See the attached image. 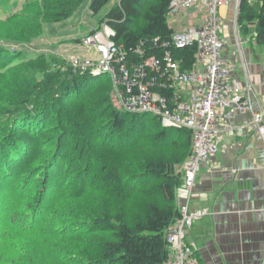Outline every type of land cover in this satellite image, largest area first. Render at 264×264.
Listing matches in <instances>:
<instances>
[{
  "label": "rangeland",
  "instance_id": "obj_1",
  "mask_svg": "<svg viewBox=\"0 0 264 264\" xmlns=\"http://www.w3.org/2000/svg\"><path fill=\"white\" fill-rule=\"evenodd\" d=\"M88 1L83 0L81 8L70 18L40 27V17L52 4L45 3L46 0H0V143L5 150L0 155V166L16 168V160H23L18 158V151L33 144L38 150L33 152L28 170L34 174V187L31 185L27 196L35 200L54 187L64 191L63 198L49 211L57 233L43 240L19 242L17 261L22 264H108L103 257V244L113 238L114 232L100 223L104 220L117 225V217L121 216L122 222L133 225L145 216L148 204H163L157 189L162 180L152 175L151 163H172L171 175L180 179L191 151L187 138L172 126L164 142L166 136L156 137L161 128L156 118L148 122L126 115L122 126L115 129L110 114L114 106L102 98L110 84V95L113 94L109 74L108 79L99 81L104 88L93 91V84H89L85 90L91 88L93 92L87 96L82 97V89L79 94L73 92L77 96L70 92L73 101L58 97L62 90L69 93L73 88V77H79L77 82L82 83L84 79L80 78L87 75L71 67L73 56L87 60L93 56L90 50L95 46L81 45L82 51L72 50L70 55L62 50L67 45L79 47L78 38L93 27L102 28L106 14L118 2L111 0L92 16ZM234 1L240 9L242 0ZM250 2L256 4L258 0ZM238 26L235 31L233 25L226 23L227 35L242 39L240 35L256 33L253 24L247 33L243 26ZM67 31L80 37L71 39L65 35ZM222 31L227 32L224 27ZM94 58L99 62V57ZM109 97L113 102L114 98ZM21 117L29 118L19 123ZM152 117L148 115L149 119ZM52 175H56L53 184L49 181ZM23 188L15 185L8 190L6 204L24 203L27 196ZM193 189L188 197L190 202ZM182 191L183 184L176 192Z\"/></svg>",
  "mask_w": 264,
  "mask_h": 264
},
{
  "label": "built area",
  "instance_id": "obj_2",
  "mask_svg": "<svg viewBox=\"0 0 264 264\" xmlns=\"http://www.w3.org/2000/svg\"><path fill=\"white\" fill-rule=\"evenodd\" d=\"M229 2L171 0L167 16L183 28L174 30L163 41V62L157 55L147 56L141 46L134 50L135 54H139V60L132 62L124 46L115 42V31L107 26L108 22L89 34L84 41L97 47L99 62L78 56H73L71 61V67L80 74L110 75L113 82V94L110 96L114 98L112 104L119 112L148 113L157 116L163 126L191 131L192 147L183 167L186 198L190 197L196 184L198 168L219 151L222 138V128L218 124L220 120L229 122L237 113L252 112L250 126L264 138V112L254 110L251 95L243 93L241 85L233 78L232 68L221 58L225 39L219 12ZM191 9L194 10L190 13ZM186 16L190 19L184 25L182 18ZM104 26L107 28L101 32ZM185 46L197 48L195 61H202L203 70L185 68L183 60L175 56L174 49ZM177 84L187 85L188 91L184 94ZM162 89H170L172 94L167 96ZM180 208L182 217L167 232L169 257L163 264H202L194 245L186 240V233L192 222L202 217L206 210L188 214L190 210L187 205Z\"/></svg>",
  "mask_w": 264,
  "mask_h": 264
},
{
  "label": "trees",
  "instance_id": "obj_3",
  "mask_svg": "<svg viewBox=\"0 0 264 264\" xmlns=\"http://www.w3.org/2000/svg\"><path fill=\"white\" fill-rule=\"evenodd\" d=\"M110 1L92 0L91 10L93 14L99 13ZM82 2L83 0H46L45 3L52 5L40 17L38 25L41 27L44 23H55V21L60 22L70 18L79 10ZM170 2L171 0H120L118 5L113 6L106 14L105 18L116 34L114 36L115 42L124 46V50L127 51L132 62L139 60V54L134 52L138 46L145 50L147 56L157 55L163 62L165 54L163 41L167 40L173 33L166 16ZM239 24L243 26L244 33L249 32V25L253 24L256 31L255 40L259 45L264 46V0H258L256 4L251 3L250 0H242L239 9ZM196 51L195 46H185L183 49H174L173 52L177 58L183 60L186 67L191 68L195 61ZM102 78H107L106 74L101 76L85 75L80 78V80L84 79L82 83H78L79 77L75 76L72 80L73 88L69 93L62 90L58 97L73 101L75 99L70 98V95H76L73 92L79 94L80 90L83 89L84 91L91 83L93 84V91L104 88L99 82ZM92 89L85 90L82 97L93 92ZM111 89L112 85L110 84L105 89V95L102 98H104V102L106 101L113 106L109 97ZM71 91L73 94H70ZM162 92L167 96L171 94L170 89H162ZM113 109L114 111L110 114L114 118L113 127L115 129L122 126L126 115L134 120L138 118L147 119L148 122L156 118L161 125L156 137L163 138L166 136L162 142L168 138L171 128L162 126L157 116L154 115L149 119L148 115L150 114L148 113L134 114L119 112L114 107ZM26 118L29 117H21L18 122L20 123L21 119ZM172 127L180 136H185L191 144V131L189 129ZM37 150L36 146L29 144L28 148L24 147L18 151V158L23 157V160H16L18 162L16 168L0 166V264H22L17 261L19 242L29 239L43 240L45 237L57 233L55 221L50 222L49 211L56 203L60 202L64 196V191L54 187L44 194H39L35 200H31L27 196L34 182V174L28 170V162L33 152ZM3 151H5L3 143H0V155L3 154ZM171 165L172 163H166L164 160L150 165L152 175L162 180L157 189L164 199L163 204L157 201L148 204L145 216L133 225L122 222L121 216L117 217V225L104 220L100 223L101 227H111L114 232L113 238L103 244V257L108 264H163L168 259L169 248L166 234L173 223L182 217L181 208L177 203L178 192L176 191L177 187L181 184L184 187L185 183L184 172L180 179L171 175ZM54 173L58 172L54 171ZM55 179L56 175H52L49 179L51 184ZM163 180L165 181L163 182ZM15 185L25 187L22 192L27 196V200L24 203L11 206L6 204L5 194ZM48 199L50 203H47Z\"/></svg>",
  "mask_w": 264,
  "mask_h": 264
},
{
  "label": "crops",
  "instance_id": "obj_4",
  "mask_svg": "<svg viewBox=\"0 0 264 264\" xmlns=\"http://www.w3.org/2000/svg\"><path fill=\"white\" fill-rule=\"evenodd\" d=\"M91 1H88L90 13L95 16L98 13L93 14ZM219 14L225 31L226 23L233 25L234 30L239 25L236 1L230 0L228 5L222 6ZM167 19L170 24L168 16ZM183 19L185 25L190 17ZM172 26L173 31L183 28L182 25ZM223 34L222 60L232 68L233 78L241 85L243 93L251 95L254 110L264 112V46L256 42L255 32L245 37L240 35L242 39L232 34L229 37L228 31ZM65 35L71 39L80 37L68 31ZM78 46L80 49L67 45L62 53L70 55L72 50L82 51L81 45ZM192 64L198 71L203 70L202 61ZM177 87L184 94L188 91L187 85L177 84ZM251 120L252 112L237 113L229 122L220 120L219 152L201 164L194 197L190 202L186 192L177 193L179 207L187 205L190 212L208 210L202 218L192 222L186 233V240L194 245L202 264H264V138L250 126Z\"/></svg>",
  "mask_w": 264,
  "mask_h": 264
},
{
  "label": "clouds",
  "instance_id": "obj_5",
  "mask_svg": "<svg viewBox=\"0 0 264 264\" xmlns=\"http://www.w3.org/2000/svg\"><path fill=\"white\" fill-rule=\"evenodd\" d=\"M107 74V73H106Z\"/></svg>",
  "mask_w": 264,
  "mask_h": 264
}]
</instances>
